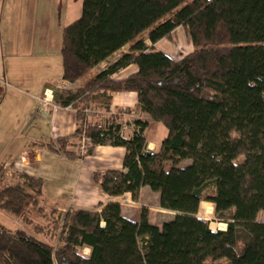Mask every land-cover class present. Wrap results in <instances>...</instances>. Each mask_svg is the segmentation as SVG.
<instances>
[{
	"label": "trees",
	"instance_id": "trees-1",
	"mask_svg": "<svg viewBox=\"0 0 264 264\" xmlns=\"http://www.w3.org/2000/svg\"><path fill=\"white\" fill-rule=\"evenodd\" d=\"M178 26L193 50L174 59L154 44ZM60 57L62 80L81 85L57 90L55 101L76 108L77 127L47 147L67 158L124 147L123 169L94 171L93 182L134 201L147 186L176 214L159 228L147 209L132 221L112 201L63 216L51 210L49 235L39 225L37 235L0 223V264H264V222L256 220L264 213V0H81L79 17L62 29ZM132 63L135 73L110 78ZM117 92H135L139 110L165 126L158 152L144 137L147 121L136 119L126 137L117 115L86 116L92 104L108 110ZM82 137L83 155L70 150ZM41 184L24 173L9 182L0 165V211L26 221L41 207ZM201 201L214 205L225 229L212 231L197 216Z\"/></svg>",
	"mask_w": 264,
	"mask_h": 264
},
{
	"label": "crops",
	"instance_id": "crops-1",
	"mask_svg": "<svg viewBox=\"0 0 264 264\" xmlns=\"http://www.w3.org/2000/svg\"><path fill=\"white\" fill-rule=\"evenodd\" d=\"M50 3V0L37 2L36 9L39 8L37 19L28 26L34 29L32 32L30 31L28 37L18 40L11 37L6 39L7 52L2 57L6 59L4 62L3 59L0 61V64L3 65L0 67V165L3 166L9 182L15 183L22 173L41 179L38 205L43 207L44 211L52 209L57 213L64 214L72 210H100L107 203L116 201L120 196L111 197L104 193L93 182L91 175L94 171L122 170L125 148L97 145L91 154L85 155L83 158H67L61 153L52 152L47 147V142H54L57 137L70 136L77 127L76 108L71 105L59 106L56 101L55 107H53L40 98L44 94V90L54 91L58 83L63 81L61 80L60 49L62 29L66 22L59 20L61 2L57 9L56 2L52 3V6ZM43 13H49L47 19H44ZM38 15L41 19L38 18ZM1 26L2 20L0 19V29ZM20 43L23 44L22 50L17 49L20 47ZM187 45L190 47L188 52L192 51L190 38L187 39ZM158 50L162 51L159 48ZM20 51L25 53L29 59L15 62L13 57L18 56L16 53ZM119 52L120 50L114 52L101 63L111 59L110 64H112L121 56ZM162 52L171 56L168 52ZM171 57L175 59V57ZM100 64L101 68L99 67L95 73L107 67V65ZM136 71L137 66L132 63L111 74L110 78L122 79ZM71 83L66 85L67 89H74L81 85L80 81ZM53 86L54 88H52ZM109 104L110 111L116 113L113 115H117L120 122L122 119L121 133L126 137L131 134L128 135L131 130H128L130 125L127 120L132 121L134 115H138V118L148 122L144 130V137L148 130L155 126V122L150 120L146 113L139 110L135 92L113 93ZM85 114L87 117L90 115L86 111ZM155 130L162 134L158 125L154 127ZM145 139L150 150L159 151L162 136L158 138L154 136V140L147 137ZM84 143L88 144L84 137L80 140H72L70 150L79 153V149ZM144 190H147V186L141 187L140 196ZM124 196L131 199L129 193L121 195V197ZM121 213H123L122 207ZM2 215L6 218L10 217L11 223L6 226L7 228L16 230L22 227L21 223L0 211V216Z\"/></svg>",
	"mask_w": 264,
	"mask_h": 264
},
{
	"label": "rangeland",
	"instance_id": "rangeland-1",
	"mask_svg": "<svg viewBox=\"0 0 264 264\" xmlns=\"http://www.w3.org/2000/svg\"><path fill=\"white\" fill-rule=\"evenodd\" d=\"M37 2H42V0H0V19L2 20V26L0 29V61L3 59V62H4V59H6V58H2V57H4L5 53L7 52V50H6V48H7L6 39L7 38L11 37V38H15V40H18L19 38L22 39L23 37H28L30 31L32 32L34 30L32 28H29L28 26L30 24H32L33 22H35V19H37V13H38L37 10L39 9V8L36 9L37 8ZM50 2H51L50 6H52V3L56 2V4H57L56 9L58 8L59 2H61V4H60L61 11L59 14V20L64 21V23L66 22L65 25H67L70 22L77 19L80 15L81 0H50ZM66 7H67V10H66ZM55 12H56V10H55ZM55 12L53 14L56 17ZM42 15H44V19H47L49 13H43ZM38 18L41 19L40 15H38ZM183 29H184V27L183 28H181L180 26L176 27L171 32L170 39H162L161 41H159L160 43L158 42L154 46L155 49H158V48L162 49V51L168 52L171 56L175 57V59L181 58L185 54L189 53L188 51H189L190 47H189V45H187V39H189L190 37L188 35V32L185 29L184 30ZM142 35L145 36V33H143ZM146 42H148V41H146ZM128 45H125L120 49L119 53L121 55L129 49ZM22 46H23V44L20 43V47L17 49L22 50ZM192 50H193V46H192ZM173 51L174 52L176 51L177 54L174 53ZM16 54L18 56L13 57L15 62L24 61V60L29 59L25 56L26 54L23 53L22 51H20L19 53H16ZM110 61H111V59L107 60L104 63H101L100 65L103 64V65L109 66V64L111 63ZM8 64H10V61H8ZM6 66H8V65L6 64ZM0 67H3L2 63L0 64ZM28 67H30V65H28ZM99 67H100L99 65L96 66V68L93 69V72L95 73L99 69ZM61 80H62V78H61ZM63 81L58 83V85L55 87L56 90L53 91V95L56 94L57 90L67 89L66 85L72 84L71 82L67 83V81H64L65 82L64 83ZM63 87H66V88H63ZM49 88H51V87H49ZM52 88H54V86ZM70 89H72V88H70ZM45 91L46 90H44L43 93ZM42 96L44 97V94H42ZM42 96H40V98H42ZM104 100L102 99V101H104ZM90 106L92 107L91 108L92 112L95 111L97 116H103V115L109 116V115L116 114V113L111 112L110 109L104 111V109L99 108V107H101V105H99V104L98 105L92 104ZM120 112H122V111H120ZM138 117H139L138 115H134L132 117L133 118L132 121L127 120L128 125H130L128 130L129 131L131 130L130 132H128V135H129V133H132V131L135 129L134 121L136 119H140ZM120 120L122 122V119H120ZM121 122H120V124H121ZM154 122H155V126L158 125L160 127V129L162 130V134H160V132L158 130L154 131V127H155L154 126L150 130H148L145 137H147L149 139H153L154 136H156L157 138L159 136L160 137L162 136L164 139L166 134H167V130H166L165 126L160 122H156V121H154ZM87 146L88 145L86 144V147ZM187 163H188V161H183L182 165H186ZM155 193L147 187V190H144V192H142L141 196L139 194L140 199L137 201L133 200L132 204L128 203V200H125L126 198H124V197H126V196L121 197L120 201H118V203L122 207L123 216L124 217L126 216L125 218H127L129 220L136 221L139 219L141 210L147 209L148 222L150 224H153V225L160 228L164 222L171 220L176 213L173 211H169V210L161 208L159 205L158 194L157 193L155 194ZM131 200H132V198L130 199V201ZM115 202H117V200ZM35 209H32L30 211V213H28V217H27L26 221L25 220L23 221L22 218H19L21 223H22L21 224L22 227L24 228L23 225H25L26 226L25 228L28 231L34 232L35 230H37V225H39L42 228L41 230L38 229V231H41L39 234L44 235V233L46 232L47 235H49V233H48L49 232V229H48L49 224L48 223H49V219L51 217V210L52 209L47 210V211H44L43 207H40V209L39 208H37L36 210ZM60 214H62V216L64 215L63 213H60ZM55 215H58V213L56 212L54 214V216ZM197 216L206 220L208 222L209 228L212 231H216L218 229H225V227H226L225 223H223L222 221L217 219V217L215 216L214 205L211 202L201 201L199 203V206H198ZM29 218L33 222L29 223V221H30ZM256 220L260 221V222H264V213L262 211H260L257 214ZM15 221H17V220H15ZM0 222L2 224H4L6 227V226H8L9 223H11L10 217L6 218L3 215L0 216ZM34 233H36L38 235V232H34ZM83 252L87 253L88 249H84ZM206 264H216V263H214L210 259H208L206 261Z\"/></svg>",
	"mask_w": 264,
	"mask_h": 264
},
{
	"label": "built area",
	"instance_id": "built-area-1",
	"mask_svg": "<svg viewBox=\"0 0 264 264\" xmlns=\"http://www.w3.org/2000/svg\"><path fill=\"white\" fill-rule=\"evenodd\" d=\"M42 101L45 102L46 104H49V105L55 107V104L56 103H55V100H54L53 91L52 90H50L48 92L45 91L44 92V97L42 96ZM85 111H86V113H89V114L92 113V109L85 110ZM86 142H87V140H86ZM85 147H86V143L82 144V146L79 149V154H81V155L84 154ZM120 198H121V196L119 198H117V202L120 201ZM124 198H126L125 200H128V203H131L132 204V201H130V199L127 196L124 197Z\"/></svg>",
	"mask_w": 264,
	"mask_h": 264
}]
</instances>
